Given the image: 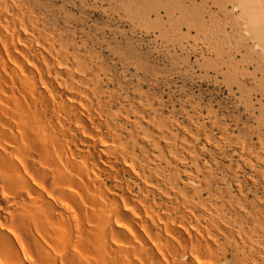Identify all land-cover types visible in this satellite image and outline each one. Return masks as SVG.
Instances as JSON below:
<instances>
[{
    "label": "bare ground",
    "instance_id": "6f19581e",
    "mask_svg": "<svg viewBox=\"0 0 264 264\" xmlns=\"http://www.w3.org/2000/svg\"><path fill=\"white\" fill-rule=\"evenodd\" d=\"M21 2L0 0V264H264V216L203 161L206 136L114 112L97 61L70 55Z\"/></svg>",
    "mask_w": 264,
    "mask_h": 264
},
{
    "label": "rangeland",
    "instance_id": "374dc122",
    "mask_svg": "<svg viewBox=\"0 0 264 264\" xmlns=\"http://www.w3.org/2000/svg\"><path fill=\"white\" fill-rule=\"evenodd\" d=\"M20 1L70 55H93L87 56L100 67L103 90L119 98L114 112L127 106L145 120L166 118L204 134L206 140L198 139L208 152L203 161L214 158L223 187L237 197L232 183L238 184L264 216V0ZM218 128L253 152L254 169L230 142L221 143ZM230 164L237 170L233 179L225 168Z\"/></svg>",
    "mask_w": 264,
    "mask_h": 264
}]
</instances>
